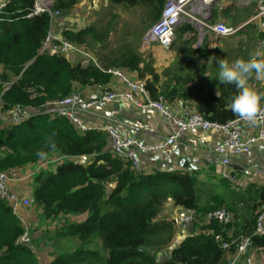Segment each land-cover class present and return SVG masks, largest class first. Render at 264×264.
<instances>
[{
	"label": "trees",
	"instance_id": "16d2710c",
	"mask_svg": "<svg viewBox=\"0 0 264 264\" xmlns=\"http://www.w3.org/2000/svg\"><path fill=\"white\" fill-rule=\"evenodd\" d=\"M78 1L54 0L53 9L66 16ZM107 1L142 6L150 22L159 18L165 3V0ZM33 3L34 0H7L0 9V110L4 114H9L18 104L39 108L76 89L106 84L112 78L111 73L92 61L73 63L68 54L51 49L42 52L43 41L52 25L51 18L47 12L28 18ZM184 27L182 31L189 29L190 25L184 24ZM110 33L111 25L107 24L97 30L94 27L66 30L63 36L82 45L86 44L89 34L94 39L107 40ZM194 52L189 56L193 57ZM102 60L106 69L136 71L154 100L162 99L167 105H173L179 99L191 98V91L185 87L181 76H175L173 86H167L165 81L161 83V76H167L166 70L160 76L152 59L136 52L132 42L103 55ZM256 91L264 93V88ZM218 93L219 96L216 92L202 96L196 112L207 120L221 123L238 117L229 107L236 94L235 86L219 84ZM263 105L264 101L261 102ZM107 137V133L101 130L81 131L63 116L37 113L9 126L0 118V170L9 172L34 165L39 171L34 176L32 196L35 204L41 207L43 216L52 219L59 215L86 214L83 220L68 223L62 234L90 242L99 237L102 241V251L94 246H83L72 252L58 253L48 264H228L227 255L236 247L232 245L229 250L223 249L221 242L215 239V233H220L222 240L252 236L254 245L264 247V235L253 234L260 209L252 210L250 222L245 227L248 232L237 231V236L230 238L226 231L231 228L233 216L227 225L203 219L223 203L218 199L214 204H201L209 183L199 179L197 167L189 172L158 168L145 172L114 155L107 148ZM39 151L45 152L44 158L37 156ZM60 157L66 160L55 169L45 171L40 168L46 160ZM80 157H88L90 162H84ZM238 196L244 197L243 194ZM257 198L262 205V187H258ZM167 201L192 211L196 216L194 222L197 219L203 221V227L198 232L194 229L195 234L190 232L179 237L178 244L161 259L157 250L170 244L174 238V226L170 222L163 220L160 224L156 221ZM29 211L30 208L27 212L31 214ZM25 230L29 232L27 219L22 222L12 207L0 199V264H41L31 242H17ZM166 232L169 234L164 235Z\"/></svg>",
	"mask_w": 264,
	"mask_h": 264
},
{
	"label": "crops",
	"instance_id": "0c3cea01",
	"mask_svg": "<svg viewBox=\"0 0 264 264\" xmlns=\"http://www.w3.org/2000/svg\"><path fill=\"white\" fill-rule=\"evenodd\" d=\"M5 1L6 0H0V4L4 3ZM92 1L94 4H97V0ZM99 1L107 2V0ZM77 3H79V1ZM256 11V0H250L248 5H240L236 0H218L213 5V15L211 17V22H222L235 27L241 26V30L236 34L222 36L217 35L214 32H210L205 38L204 35L201 39H199L200 29L191 23L184 22L177 28V35L170 49H165L159 45L160 47H158L162 52L157 54L155 51H153V48L158 44H153L149 51H153L154 56H150V54L148 55L150 57H146L145 54L149 51L143 52L141 45L145 33H143L140 41H137V45H134V49L140 55H143L144 58L146 57L152 59L153 66L157 68L160 76L162 75V71H160L159 68H161L162 65H164V62H166V68L163 67L162 70L164 68L166 69L167 76L166 74L161 76V83L165 81L167 86H173L175 82V76H181L182 82L186 83L185 87L189 88L191 91V98L186 99L187 101L185 100V105L187 104L189 109L192 111H196V106L202 96H206L211 92L218 93V86L220 84L216 79L218 68L217 66L215 68H210L203 75L202 79L198 81V84L197 82L194 84L193 80L196 79L197 81L201 75L195 76L194 74L190 73L188 70V65L185 62L189 59L186 54H190L195 51V55L202 54L205 58H212L215 63L217 62V58H223L231 62L237 58L246 59L248 54L258 47L264 48V36H262V38L260 37L264 32L261 29L258 20L248 23V21L255 15ZM59 17L65 18L66 16ZM59 17H56L54 20L56 24L55 35L59 39L64 37L63 33L66 30L80 31L89 27H94L97 30L101 27H97L98 24L96 21H93V19L90 18L91 20L87 21L88 24H85L82 26V28H76L74 23H66L61 28L59 27L58 22H56ZM152 24H154V22ZM184 24L190 25V28L182 31V28H185ZM247 24L254 25L258 28V39H255L254 34L249 35L247 32H244V27ZM111 34L112 33H110L108 40L104 38L97 40L92 38L89 34L87 36L86 44L79 45L77 43L83 49H92L94 51V54L89 51L87 52L92 56V58H94L95 62H92L96 66H100L102 69H106V63L104 60H102L103 55H108L117 47L125 45L127 42L132 40L131 35L128 34V40H126L125 43L112 42L111 44ZM178 43L182 45L180 52L177 50L179 47L177 46ZM245 43L249 44L246 45ZM243 46H245V48H243ZM101 47L102 53L99 54V49ZM68 55L72 56L71 61L75 60V62L78 61L83 64H86V62L80 60H86L88 63L91 62L90 59L86 58L87 56L81 55L77 52H71ZM178 56L180 58L176 59ZM198 57L200 59L203 58L201 56ZM118 69L124 71L131 78L140 80V77L136 71L132 72L127 68ZM188 78L189 81L187 80ZM103 85L111 89L125 88L124 83L114 75H112V78L108 83ZM94 86L95 84L87 86L84 89L81 88L80 90H82L87 95L90 91H92ZM248 86L255 90H259L264 88V80L257 81L253 78V80H249ZM77 115L85 124L91 127V129L101 131H104L105 127L112 122L111 119L123 122L124 124L121 126L124 136L143 138L148 143H154L163 139L173 130L168 118H166L156 109L135 107L130 101L126 99H114L105 105H97L93 110H91V113L78 110ZM221 137L222 136L220 132L214 129H192L188 131L181 139L178 150L174 151L167 149L159 153H142L141 169H143L145 172H148L153 168L189 172V170L192 171L191 169L197 167L198 169L196 170H198L197 175L199 179L209 183V186L207 185V194L205 193V195L202 197L201 204H214V200L219 199L223 203L221 207L231 209L228 210L232 212L231 214L233 216V222L231 223V228L226 231V236L231 238L237 234V231L248 232V229L245 227L247 223L250 222L252 210L255 209L256 211V209L259 210L260 207L262 208L263 204L261 205L262 202H260L257 198V190L258 187H262L264 189V142L256 143L252 147V150L249 154L234 155L231 165L226 167L222 164L220 158L215 154L216 143L221 139ZM194 158L197 159L196 164L193 162ZM85 159L87 163L90 162V158ZM227 171H230L232 175L235 176L234 180H229L223 177L224 172ZM201 187L203 186L201 185ZM26 189L29 188L26 187ZM239 191L242 193H239ZM238 194H243L244 197L238 196ZM165 211H169L172 214L169 218L185 217L188 219V222L183 224L185 231L177 233V235L174 236L172 242L166 246H163L161 249L170 250L172 244L179 237L190 232L195 234L194 229H196V232L202 230L203 221L201 222L199 219H197L194 222L196 216L192 211L184 210L181 207L173 205L170 201H167L158 219L163 216L162 214H164ZM203 219L205 220V218ZM189 220L192 221V224H190ZM160 221L161 220H157V222ZM233 253H229V255H227V262L233 256ZM251 253L253 254L255 264H264V247L253 244ZM238 264H244L243 259H241Z\"/></svg>",
	"mask_w": 264,
	"mask_h": 264
},
{
	"label": "built area",
	"instance_id": "2783aa9c",
	"mask_svg": "<svg viewBox=\"0 0 264 264\" xmlns=\"http://www.w3.org/2000/svg\"><path fill=\"white\" fill-rule=\"evenodd\" d=\"M217 1L218 0H166L159 18L143 36L141 43L142 51L145 52L150 50L153 44H158L165 49H170L176 38L177 28L184 22L191 23L200 29L199 39L210 32L222 36L235 34L240 27H234L222 22H211L213 5ZM236 1L240 5H248L250 3V0ZM5 5L6 4L1 3L0 9ZM256 5L257 11L248 23L258 20L264 32V0H256ZM53 6L54 0H34L32 10L27 17L31 18L47 12L51 19H55L60 15V12L54 10ZM47 49L59 52L60 54L77 52L94 61V58L76 45V43L67 39H58L49 34L45 41H43L41 51L43 52ZM104 71L118 77L124 83L125 88L111 89L102 83H98L87 95L82 90L76 89L73 93L65 97L47 102L39 110L18 104L11 109L9 114L2 113L0 117H2L4 123L19 124L37 113L48 114L53 117L63 116L68 118L79 130L87 131L90 130L91 127L80 119L77 115L78 110L91 113V110L97 105H105L114 99H126L130 101L132 105L139 108L156 109L168 118L173 127L172 132L158 142L148 143L143 138L124 136L121 126L124 123L117 120H112V122L105 127L104 131L107 133L111 152L116 156L129 160L135 168L140 167V153L159 152L166 149L178 150L181 139L192 129H214L220 132L222 137L216 143L215 154L226 167L231 165L234 155L249 154L256 143L264 142V105L261 106L256 117L252 121L241 120L239 117L224 123L210 121L200 113L187 108L185 106V101L181 99L175 106L167 105L162 99H152L144 81L135 80L120 69L109 68L104 69ZM196 161L197 159L194 158L193 162ZM223 177L229 180L235 179V176L232 175L230 171L224 172ZM0 199L5 200L12 207L13 213L17 214L22 222L26 221L29 215L27 210L34 202L33 198L26 197L12 189L8 175L1 170ZM208 219L217 220L222 225H227L232 221V214L228 209L218 207L208 212ZM256 220L257 223L254 235H264V203ZM215 239L221 242L222 248L225 250H229L232 245H235L236 250L228 264H238L241 259H243L244 264H255L253 254L251 253V248L253 246L252 236H241L239 239L222 240L220 233H215ZM17 242L24 244L30 243V233L25 230V232L18 237Z\"/></svg>",
	"mask_w": 264,
	"mask_h": 264
},
{
	"label": "rangeland",
	"instance_id": "374dc122",
	"mask_svg": "<svg viewBox=\"0 0 264 264\" xmlns=\"http://www.w3.org/2000/svg\"><path fill=\"white\" fill-rule=\"evenodd\" d=\"M96 2L97 4H94L92 0H79V3H77V5L73 8V10L69 14H66L65 18L59 17V16H63L62 13H60V15L57 16L59 18L57 19L56 22H58L59 27L61 28L66 23H74L76 28L79 27L82 28V26L88 24L87 21L88 20L90 21L91 19H93V21H96V23L98 24L97 27L110 24L112 29L111 40H110L111 44L112 42L125 43L126 40H128L127 38V36H129L128 34H130L132 39L130 42H132L133 45H137L138 43L137 41H140L143 33H145L152 26L151 24L154 22V21L152 22L149 21L147 14L145 13V9L142 6L140 7L124 6L109 1L100 2L99 0H97ZM6 3L7 0L4 2V4ZM55 29H56V24L54 22L51 25V31L49 32L50 36L51 35L56 36ZM244 32H247L249 35L254 34L255 39H258L257 33L259 34V32L256 26L247 24L244 27ZM207 34H205L204 38L207 36ZM61 39L65 40L64 37H62ZM245 44L248 45L249 43H245ZM158 46L159 45L154 46L153 51H155L157 54H160L162 51L159 49L160 46L159 47ZM177 46H179L177 50L178 52H180V50L182 49V45L178 43ZM243 48H245V46H243ZM84 50L94 54V51L92 49L88 50L84 48ZM153 51L147 52L145 56L146 57H150L152 55L154 56ZM101 53H102V47L99 49V54ZM186 56H188L189 58L185 62L188 65V70L190 71V73L194 74L195 76L201 75L200 78L197 79V81L196 79L193 80L194 84L195 82H197L198 84V81L202 79L203 75L210 68H215L217 66V64L214 62L212 58H205L202 54H197V55L194 54L193 57H190L189 54H186ZM198 56H201L203 58L200 59ZM68 58L72 60L71 55L70 56L68 55ZM179 58L180 57L178 56L176 59ZM80 61L88 63L86 60H80ZM72 62L76 63L78 61L75 62V60H73ZM163 67L166 68V62H164V65H162L161 68L159 67L158 68L160 69V71L163 72L166 70L165 68L162 70ZM1 68L2 66H0V71ZM1 107H2V100H0V108ZM2 113L3 111L0 110V114ZM0 118L2 119V117ZM112 120L114 119H111V121ZM5 124L6 126H9L8 123ZM108 147H109V140H108L107 148ZM80 158H81L80 160L86 162L85 158L88 157H80ZM65 160L66 159L62 157L54 158V160L52 159L46 160L48 161V163L45 166H43L41 169L45 171H50L52 168L55 169L57 164H60ZM196 163L197 161L194 162V164ZM38 171L39 170H37L34 165H29L27 167H21L16 170H10L9 172L6 171L3 172H5L8 175L10 184L18 193L23 194L26 197H30L32 199L33 198L32 193L35 186L34 176L35 174H37ZM26 187H28L29 189H26ZM29 212L31 214H29L27 217V225L29 226V232L31 235L30 245L33 247V249H35L34 251L37 253L38 257H40L39 261L41 262V264H48L51 260H55L56 255L58 253L61 252L64 253L65 251L72 252L75 251V249L83 246L87 248H92L94 246L95 249L102 251L103 249L102 241L99 237H94V242H90V240L84 241L77 236L72 237L71 235L68 234L66 235L62 234V232L66 229L68 223L79 222L86 217V214L59 215L58 217L52 219L46 218L45 216H43L44 214L41 210V207L35 204V200L32 203ZM162 215L163 216H161L159 219H156V221L161 220L159 222L160 224H162L163 220L170 222L174 226L173 227L174 236H176L177 233H180L181 231H185L183 224H186L188 222V219H186L185 217L169 218L172 215L169 211H165V213ZM66 217L68 218L67 221H66ZM206 217L207 218H205V220H210L208 219V213L206 214ZM190 224H192V221H190ZM168 234L169 232L164 233V235H168ZM178 241L179 239H177L172 244L170 249H172L174 244H178ZM168 251L169 250L167 249L159 248L157 250V254L161 259H164L166 258L165 255L167 254ZM84 259H88V258H84Z\"/></svg>",
	"mask_w": 264,
	"mask_h": 264
},
{
	"label": "clouds",
	"instance_id": "9594fccd",
	"mask_svg": "<svg viewBox=\"0 0 264 264\" xmlns=\"http://www.w3.org/2000/svg\"><path fill=\"white\" fill-rule=\"evenodd\" d=\"M53 20L54 19H51V24L53 23ZM239 30H241V26ZM50 31H51V28H50ZM216 64L218 68L216 79L218 80V82L224 85H234L236 89V94L232 97L230 104H229L230 110L235 115H237L241 120H247V121L254 120L258 111L261 108V102L264 101V93H258L255 89L249 87L248 82L250 79H253V78L257 81L264 80V48L258 47L257 49L252 50L248 54L246 59L237 58L234 61L229 62L226 59L217 58ZM216 94L217 96H219V93H216ZM176 104L177 103L173 105H169V106H175ZM34 109L39 110L41 109V107L34 108ZM50 147L54 148L55 145L50 144ZM159 152H147V153H159ZM142 153H140V159H141ZM45 155L46 154L43 151L37 152V156H39L40 158H44ZM52 160H54V158ZM47 163L48 161H46L40 168L45 166ZM136 169H141V164H140V167ZM10 186L12 187L11 184ZM12 189L14 188L12 187Z\"/></svg>",
	"mask_w": 264,
	"mask_h": 264
},
{
	"label": "bare ground",
	"instance_id": "6f19581e",
	"mask_svg": "<svg viewBox=\"0 0 264 264\" xmlns=\"http://www.w3.org/2000/svg\"><path fill=\"white\" fill-rule=\"evenodd\" d=\"M252 23V22H251Z\"/></svg>",
	"mask_w": 264,
	"mask_h": 264
}]
</instances>
